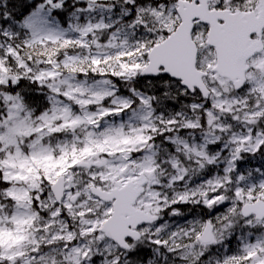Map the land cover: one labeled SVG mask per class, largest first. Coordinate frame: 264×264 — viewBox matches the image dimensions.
<instances>
[{"label":"snow or ice","instance_id":"snow-or-ice-1","mask_svg":"<svg viewBox=\"0 0 264 264\" xmlns=\"http://www.w3.org/2000/svg\"><path fill=\"white\" fill-rule=\"evenodd\" d=\"M0 264H264V0H0Z\"/></svg>","mask_w":264,"mask_h":264}]
</instances>
